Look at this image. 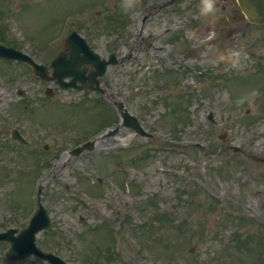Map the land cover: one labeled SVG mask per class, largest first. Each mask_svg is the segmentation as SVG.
Returning <instances> with one entry per match:
<instances>
[{
  "label": "rangeland",
  "instance_id": "obj_1",
  "mask_svg": "<svg viewBox=\"0 0 264 264\" xmlns=\"http://www.w3.org/2000/svg\"><path fill=\"white\" fill-rule=\"evenodd\" d=\"M5 1L0 0V6ZM228 1L221 0L213 12L220 11L221 5ZM131 2L132 7L126 9V0H11L9 9L0 7V26L4 24L8 28L22 50L45 62L62 48L65 36L73 30V27H68L70 21L63 28L61 26L62 18L70 13L72 15L68 19L83 29L80 34L88 37L95 51L101 56L112 51L119 54L123 47H120L117 17L127 15L128 11L140 6L142 0ZM86 3L84 9L80 8L74 14L70 12ZM108 16L111 21L107 20ZM171 18H164L162 22L164 26L171 22L167 26H171L170 32H173L182 29L183 22L187 23L196 16L182 13ZM51 22H54L52 33H46V30L51 31L48 28ZM241 25L238 29H241ZM133 29L130 25L126 28L129 44L138 42L132 35ZM26 35L40 43L37 45L26 41ZM50 39L47 52L41 51L40 46ZM263 41L264 29L244 27L243 34L238 38H224L220 46L225 49L226 46L230 47L232 52L234 50L238 57L244 59L250 53L249 60L247 58L242 62L240 59L236 67V64L232 66L241 68L245 62H249L252 67L248 64L243 72L245 74L257 67L252 59L264 60ZM214 46H208V53L212 59L220 61ZM136 49L130 51L135 52ZM145 65H142V71L146 70L142 76L147 79L141 78L140 81L137 77L128 78L122 74V71H130L132 65L118 62L110 66L100 79L108 90L110 100L99 98L111 108L114 102H123L127 110L139 118L142 127L156 139L135 136L124 146L122 140L128 134L119 131L114 137L100 138L92 152L81 153L65 167V159L75 144L91 137L84 138L83 134L101 129L107 123L105 114L101 115L98 106L97 111L84 110V104L78 103L81 98L91 100L97 94L90 91L58 92L55 100L59 101L56 98L62 97L67 98V102L78 100V104L67 105L57 101L45 106L34 104L38 102L34 96L44 98L46 86L50 84H39L21 65L0 63L2 113L10 112V129L17 125L23 132H28L26 135L31 140L26 147H16L10 143V152H7L8 131L5 138L0 135V142H7L4 150L0 151V190L8 189L9 192L10 188V209H20L21 205L16 206L18 203H31L30 192L39 184L42 187L41 200L54 219L52 232L57 234L55 238L60 235V250L77 264L88 262L91 246L99 244L98 252H105L107 245L113 247L111 240L107 242L105 229L100 227V223L110 225L113 236H120V239L116 238L118 250L130 262L264 264V248L260 246L264 241V117L261 118L264 111L260 110L264 99L260 92L262 89L257 91L254 88L261 78L258 75L255 79L250 77V86L255 89L252 93L256 94L239 104L238 101L247 95V89L240 83L234 89L233 74L236 71L219 63L216 68L221 73L218 76H214L216 72L207 67L205 77L193 71L183 78L178 77L177 85L169 82L170 95L165 97V89L155 90L151 78L153 73H147ZM154 67L159 68L157 65ZM8 74L12 81L17 77L13 83L10 81V88L6 86ZM169 75L171 78V73ZM39 85H42V89ZM15 86H24L29 91L27 102L34 109L40 108L35 117L31 116L33 113L16 114L12 110L14 101L8 103V99L17 98ZM162 100L176 104L175 107H188V118L183 119L179 111H176L177 115L165 112ZM197 101L200 102L199 106ZM247 109L249 112L245 113ZM104 111L109 109L104 106ZM209 111L214 123L207 120ZM33 123L38 126L35 127ZM2 127L8 129L9 125L0 122ZM45 144L48 145L47 152L43 149ZM235 147H239L240 151L233 153ZM32 151L34 153L30 154ZM118 152L122 161L117 164L114 154ZM34 154L41 160H48L47 166L28 160L27 157ZM132 157L137 158L136 163ZM216 168L218 170L214 176L212 171ZM29 171V177L36 175V180L25 176ZM123 179L124 184L121 185ZM65 186L70 188L69 192L64 190ZM2 195L0 204L7 200ZM71 196L89 204V210L77 205ZM139 205L147 211H141ZM100 208L103 209L102 216L109 217L96 216L95 212ZM159 214L168 216L170 221L164 222L163 217H158ZM125 215L130 216L129 223H124ZM145 216L143 229L147 230L148 227L152 232H146L144 240H137L133 237L138 234L137 230L133 231L131 227L140 225ZM80 217L83 221H80ZM180 227L183 231L179 230ZM236 230H240V233ZM243 240L245 243L239 245V241ZM175 244L177 246L173 248ZM249 247L260 252L258 259ZM191 248H194L192 252ZM171 249L175 259L169 262L172 258L164 256L162 250ZM100 259L102 257L96 260Z\"/></svg>",
  "mask_w": 264,
  "mask_h": 264
},
{
  "label": "flooded vegetation",
  "instance_id": "obj_2",
  "mask_svg": "<svg viewBox=\"0 0 264 264\" xmlns=\"http://www.w3.org/2000/svg\"><path fill=\"white\" fill-rule=\"evenodd\" d=\"M165 1L167 0L148 1V3H146L145 6H143L142 14L140 18L141 29L146 23H148V28L150 27L152 22L155 23V29L158 32L155 41H159V40L168 41L167 43L161 45L160 47L152 46L151 42L148 43L149 48H154V51H160V52L164 50H168L169 48H167V46H171L172 45L171 42L173 41L171 39L173 35L169 34V28L161 27L158 24V21H156L160 17H164L166 14H168L169 11H173L175 9L174 5L166 7L165 4H163V2ZM220 1L221 0H217V4L220 3ZM198 3H199L198 0H183L178 3L177 7L179 9L190 8L189 11L198 14L199 11H196L194 9V7ZM220 9L222 10L220 13L225 14L226 18L231 22L230 26L227 28V30H230L233 26L232 20L236 17L234 15L237 13L235 0H229L228 2H225L223 5H221ZM161 29L163 30L161 31ZM217 30L222 31L223 29L218 28ZM166 35H169V37L165 38ZM198 45L199 44H197L196 46ZM10 222L16 223L17 221L14 218L10 219V192H9L7 196V202L2 203L0 206V264H51L49 261L46 262L35 256H30L23 260H13L14 258L10 259ZM24 226L22 225L19 228H15V229L21 231L24 228ZM38 245H40L39 239H38Z\"/></svg>",
  "mask_w": 264,
  "mask_h": 264
},
{
  "label": "water",
  "instance_id": "obj_3",
  "mask_svg": "<svg viewBox=\"0 0 264 264\" xmlns=\"http://www.w3.org/2000/svg\"><path fill=\"white\" fill-rule=\"evenodd\" d=\"M264 0H255L254 3H248L245 0H239L240 6L245 12V15L250 21H255V22H262L264 23V16L259 17L257 13H254L253 11L255 10H263L264 11ZM72 51L74 49V45L72 46ZM76 50H79L78 48H75ZM74 52V51H73ZM76 53V52H75ZM96 57H98L95 54Z\"/></svg>",
  "mask_w": 264,
  "mask_h": 264
},
{
  "label": "clouds",
  "instance_id": "obj_4",
  "mask_svg": "<svg viewBox=\"0 0 264 264\" xmlns=\"http://www.w3.org/2000/svg\"><path fill=\"white\" fill-rule=\"evenodd\" d=\"M215 0H201L199 12L202 15H208L209 13H212L214 10ZM132 7L131 0H126L125 8ZM186 35L191 37L193 35L192 29H186Z\"/></svg>",
  "mask_w": 264,
  "mask_h": 264
}]
</instances>
